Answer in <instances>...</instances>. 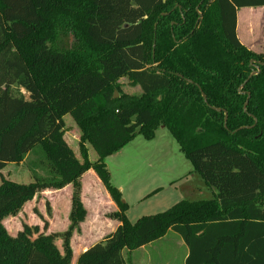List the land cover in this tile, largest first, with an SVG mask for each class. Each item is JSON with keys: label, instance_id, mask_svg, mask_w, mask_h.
<instances>
[{"label": "trees", "instance_id": "obj_1", "mask_svg": "<svg viewBox=\"0 0 264 264\" xmlns=\"http://www.w3.org/2000/svg\"><path fill=\"white\" fill-rule=\"evenodd\" d=\"M261 6L264 0H0V264H72L71 237L87 215L80 180L90 169L117 204L111 216L120 224L75 264H130L132 251L170 230L188 246L185 264H264V27L261 52L237 34L238 10ZM62 35L73 36L72 46L58 45ZM123 77L142 92H124ZM67 115L80 130L81 158L65 138ZM161 126L215 197L182 199L131 223L106 158L137 134L154 139ZM38 145L46 175L30 160L34 181L4 176ZM69 184L66 231L46 233L45 222L44 230L26 223L8 232L5 217Z\"/></svg>", "mask_w": 264, "mask_h": 264}, {"label": "rangeland", "instance_id": "obj_2", "mask_svg": "<svg viewBox=\"0 0 264 264\" xmlns=\"http://www.w3.org/2000/svg\"><path fill=\"white\" fill-rule=\"evenodd\" d=\"M238 15L242 20V23L241 21L239 23V39L246 47L261 52L264 6L240 8ZM73 41V36L62 35L58 45L72 46ZM120 82L123 84L124 92L131 94L142 92L141 87L132 85L127 77L121 78ZM23 91L27 94L25 90ZM119 96L118 92L117 97ZM65 121L66 138L79 152V127L70 115L65 116ZM157 131L156 137L151 140L146 139L142 134H137L123 149L106 158L112 183L121 192L122 189L118 185L124 187L122 195L129 205L127 216L131 223H135L142 216L163 212L182 199L198 200L215 197L216 189L207 186L201 175L194 171L192 162L181 151L170 131L162 126ZM35 151L37 152L31 153L22 163H9L3 169L4 176L18 182L34 181V172L28 167L30 160L40 161L41 168L37 173L39 176L46 175L47 166L41 159L44 153L39 145L36 146ZM89 157L91 160L98 158L97 152L92 147ZM197 188H202L204 192L198 193ZM57 190L51 188L41 191L34 199L28 201L19 213L5 217L3 224L8 232L15 235L26 223L39 225L44 230L45 222H47V229L44 230L46 233L66 231L71 224L72 206L69 207L70 198L66 193ZM88 208L92 212V206L89 205ZM113 212L115 211L106 208L94 218L90 217L87 220L85 218L73 232L72 249L74 246L76 251H80L94 241L103 239L113 229V223L117 220L111 216ZM181 239L179 233L170 230L166 236L152 242L146 248L135 250L132 261L134 264H142L150 253L155 255L154 253L160 252L164 256L158 259L163 262L162 264H182L188 246L184 241L180 242ZM56 244L62 249L61 237L56 240ZM75 260L73 258L72 264H75Z\"/></svg>", "mask_w": 264, "mask_h": 264}, {"label": "crops", "instance_id": "obj_3", "mask_svg": "<svg viewBox=\"0 0 264 264\" xmlns=\"http://www.w3.org/2000/svg\"><path fill=\"white\" fill-rule=\"evenodd\" d=\"M253 8H256V7H253ZM237 17H238L237 18V34H238V32H239V23H240V17L238 15V13H237ZM238 37H239V35H238ZM162 127L164 128V126H162ZM156 133H158V131ZM65 138H66V135H65ZM66 140H67V138H66ZM68 143L70 144L69 141H68ZM71 147H72V145H71ZM73 150L75 151V153L78 156V158H81L80 157V153L78 151H76L75 148H73ZM89 156H90V148H89ZM81 182H82L81 197H82V201H83V203H84V205H85V207H86V209L88 211L87 216H86V220L88 218H90V217L91 218L96 217L99 212H102V209L108 208V209H110L112 211L118 210L117 204L113 201V199L111 198L109 192L107 191V189L103 185L102 181L98 177L97 173L93 169L88 170L87 172H85L82 175ZM118 186L122 189V192H123L124 187L122 185H118ZM197 189H198V193L204 192L202 190V188H197ZM57 191L60 192V193H64V192L66 193V195L70 198V206L69 207H71L72 206L73 185L69 184V185L65 186L64 188H62V189H58ZM57 191H54V192H57ZM89 205L92 206V212L88 208ZM119 224H120V222L118 220H115L114 223H113V229H111L106 235H108L112 231L116 230V228L118 227ZM52 233H54V232H52ZM85 239H87V237H85ZM182 239H181L180 242L184 241ZM101 240L102 239H98V240L94 241L92 244H89L88 246L83 247V249L80 250V251H76L75 247L73 246V250H74L73 251L74 252L73 258L77 260L78 256L82 252L87 250L94 243H96L98 241H101ZM151 243H149V244H151ZM146 247H147V245L146 246H142V247H140V248H138L136 250H140V249H143V248H146ZM134 251L131 252V263L130 264H134V262L132 261V256L134 254ZM188 252H189V249L186 251V253H185L184 257H183L182 264H185V260H186V257L188 255ZM154 254L155 255L150 253V255L148 257H146V260L142 261V264H162L163 262L159 261L158 259L164 258L163 253L158 252V253H154ZM76 260L74 261L75 263H76Z\"/></svg>", "mask_w": 264, "mask_h": 264}, {"label": "water", "instance_id": "obj_4", "mask_svg": "<svg viewBox=\"0 0 264 264\" xmlns=\"http://www.w3.org/2000/svg\"><path fill=\"white\" fill-rule=\"evenodd\" d=\"M252 62H254V60H252ZM253 74H255V72H253L252 73V75ZM204 95V98L206 99V95L205 94H203ZM118 96V92L116 91L115 92V97H117ZM245 107H246V105H245ZM218 110H220V108H217ZM227 118H228V113L226 112V114H225V125H226V123H227Z\"/></svg>", "mask_w": 264, "mask_h": 264}]
</instances>
